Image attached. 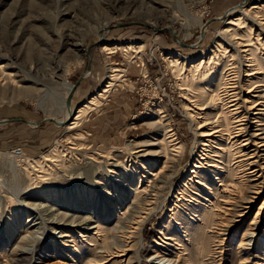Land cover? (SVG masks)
Segmentation results:
<instances>
[{"label": "rangeland", "instance_id": "1", "mask_svg": "<svg viewBox=\"0 0 264 264\" xmlns=\"http://www.w3.org/2000/svg\"><path fill=\"white\" fill-rule=\"evenodd\" d=\"M235 43L256 49L263 72L249 81L238 66L239 98L264 105V0H0V122L38 124L0 125V230L11 235L0 264H264V156L254 168L262 177L245 175L242 154L256 147L234 139L263 132L264 107L263 126L237 133L220 102ZM112 67L122 70L117 86L69 130ZM63 80L76 88L68 119ZM23 87L31 95L13 100ZM221 124L223 138L200 137ZM80 210L98 215L89 231L66 229L65 246L51 230L55 214Z\"/></svg>", "mask_w": 264, "mask_h": 264}, {"label": "bare ground", "instance_id": "2", "mask_svg": "<svg viewBox=\"0 0 264 264\" xmlns=\"http://www.w3.org/2000/svg\"><path fill=\"white\" fill-rule=\"evenodd\" d=\"M238 9H242V7H239ZM257 9H259V6L255 5V6H251V8H249V9L243 8L241 10V13L244 16L245 15L249 16V12L250 11L257 10ZM230 24L231 25H236L235 22H233V21L230 22ZM250 34H253L252 30H251ZM236 36H238V34H236ZM237 39H238V37H237ZM233 47H234L235 53L230 56V62H232V64L226 65V67H225V69L223 71V76L221 77V81H220L221 82L220 83V87H222V89H224V92H225L224 93L225 94V98L224 97L221 98L220 102H221L223 108L225 106H228V110H229L228 113L230 114V116L234 120L237 121L236 123H238L237 124L238 128H236V129H238L239 131H237V133H241V132L245 131V129H246V128L242 127V125H244L246 122H248V126H249V124L251 122H252V124L253 123L257 124V127L263 126L262 121L261 120H257L258 116H256V115H260V114H258L256 111H261L262 110L261 107H264V105H263V101H260V100L259 101L258 100L257 101H253L252 100L253 96L246 97L244 99L239 98L240 97L239 93L240 92L242 93L243 89L246 91V89H245L246 85H242V82L239 79H236V78H240V77H237V76H240V72L238 71V66L240 67V65H244L245 64L244 67H247V70L245 71V73H246V77H248L249 81L252 80V78H250V77H255L256 75L262 74L263 72L261 71L262 69L258 68V64L261 61L260 60L261 58L257 57L256 52H255V50H256L255 48H249V47H251L250 44H243V43H235V46L233 45ZM128 48L130 49V47H128ZM114 49H116V48H107V50L110 51V54L112 53V50H114ZM226 53H229V51L226 52ZM240 55H243L241 58L244 59V62L243 61L242 62L238 61L239 58H240ZM248 68H249V70H248ZM110 69L111 70H110V73H109V76H108V80L109 81L107 82V85L104 88V90L102 91V93H99L96 97H93L88 103L83 105L78 110L77 115H76V117L74 119V122H72L69 125V127H68L69 130L76 129L78 127V125L80 123H82V120L85 118L87 113L90 110H92L93 106L98 105L99 102H101L100 100L103 99V98L105 99L108 96V94H110L111 90L114 89L117 86V82H118V78L117 77H119V78L123 77L122 75H120L122 73V70L117 68V67H112ZM232 72H233V74H231ZM224 74L225 75L226 74H230L229 76H231V75H234V76L232 78L231 77H225ZM63 81H64V85L69 90H71V88H72L71 84H69V82L66 81V80H63ZM254 89H255V87H254ZM254 89L253 88L247 89L248 90L246 92L247 95H251V93H254L253 92ZM238 90H240L239 93H238ZM6 92H7V88H4L2 90V96H5ZM30 95H31V89L29 87H23V88H21L19 90H15L13 92L12 99L13 100L14 99H19V98L20 99H24V98H26V97H28ZM262 99H264V98H262ZM228 100H229V102H226ZM68 111H69L70 115L68 113L66 114L67 115V119L69 118V116L70 117L73 116L72 115L73 114V110L69 109V107H68ZM250 113H251L252 117L249 116ZM253 116H255V117H253ZM199 129H203V126H200ZM247 129H249V128H247ZM256 131H263V132H257L254 135L250 136L249 138H244L243 141H241L242 135L240 136V134L235 135L236 137L234 138V139H237L236 140V144L237 145L240 144L241 147L244 148V151L247 150L248 148H250L251 146L256 147L255 149H253V150H251V151H249V152H247L245 154H242V156H244L246 159L242 160L239 163V164H241L240 166H242V170H244L243 173L245 175H250V176H252L254 178L255 177H262V175L264 174L263 173L262 175L258 176V174L261 173V170H264V167L260 168L261 170L254 169L255 167L257 168L256 164L258 162V158L260 159V157L264 156V155L258 156L259 155L258 152H259L260 149H263V150H260V151L264 152V137H262L264 135V128L257 129ZM225 132H226L225 126L221 124L219 126V128H213V129H211L208 132H206V131L205 132H201L200 133V137H202V138H212V137H214V135L219 134L220 138H223V135H224ZM230 137H231V134H229V138ZM234 145L235 144H233L232 147L237 146V145H235V146ZM210 167H214V166H210ZM161 173H162V171H161ZM150 175L154 176L156 181L163 183V180H162L163 177L159 178L158 177L159 174L153 175L152 173H150ZM76 178H77L78 182L82 181V175H79ZM167 178H168V176H167ZM254 181H257V178ZM84 182H85V180H84ZM121 183H122V181L120 179H118V180L116 179V181H114V184L117 185V188H118V186ZM197 183H199V182H197ZM202 185L205 186L204 184H202ZM155 188H158V186L156 185ZM119 189H121V188H118L117 191H119ZM101 192H102V195L104 196V199H107L109 197V195H110L109 191H107L106 189L102 188ZM121 200H122V196L119 197V199H117V202L119 203V202H121ZM112 203H114V202H110L108 204V206H110ZM25 204H26V202H25ZM39 205H41V204H39ZM33 206H35L36 209H40V207H38L36 204L33 205ZM96 215H98V214H96ZM96 215L93 212L91 213V212H88V211H81L80 210V211L76 212L74 216L69 217L65 213L58 212V213L55 214V216L57 217V221L52 222L53 226H52L51 230L53 231V234L56 235V238L63 245L67 246L68 238L72 239V237L69 234H67L68 231L66 229H71V230H74V231H79V230L80 231H89L90 225L95 222ZM29 222H30V220H29ZM38 224L39 223H36V220H35L33 226L36 227ZM39 229H40V227H37V229H36L37 232H38ZM96 229H98V226H97ZM127 229H128L129 232L128 233H125V232L123 233L124 239L131 240L132 235H133V231H132L133 227L132 226H128ZM1 232H2V230H0V241H3V240H8L9 241V238L11 237L10 233L8 234L6 239L5 238L3 239L4 235H2L3 233H1ZM97 233H98V231L95 232L94 235H96ZM37 239L41 240L42 237H39V236L36 235L33 238V240H35V241ZM252 242H253L252 239L249 240V243H252ZM132 248H134V246H131V249ZM119 249H123V247H120ZM131 249H123V250H121L122 254H121L120 257H127L128 256V252ZM20 252L22 254H25V255L29 254L31 256H33V254H34L33 251L27 252L24 248H21ZM106 252L107 253H112V256H117V255H114V254H117V253H113V248H110V246L106 247ZM134 252H135V256H137V258L140 259V257H139V249H136ZM158 260L160 261V262H158L159 264L161 263V261H163V260H160V259H158ZM122 261H124V260H122ZM129 263H131V261H129Z\"/></svg>", "mask_w": 264, "mask_h": 264}, {"label": "crops", "instance_id": "3", "mask_svg": "<svg viewBox=\"0 0 264 264\" xmlns=\"http://www.w3.org/2000/svg\"><path fill=\"white\" fill-rule=\"evenodd\" d=\"M83 78V77H82ZM82 78H80L78 81H77V83H76V85H75V87L76 88H78L80 85H81V82H82ZM86 78H88V76H86ZM92 79V81L94 80V77H91ZM96 81H97V89H96V91H98L99 89H101V86H100V84L103 82V81H100L99 80V78H97L96 77ZM102 85V84H101ZM75 88V89H76ZM45 122H52V121H49L48 119L47 120H45ZM4 123H8V124H19V123H25V124H28V125H33V126H37L38 124H35L34 122H32V121H26V120H20V119H11V120H6V121H2V122H0V125H2V124H4ZM44 123L42 122V123H40V125H43ZM58 125V124H57Z\"/></svg>", "mask_w": 264, "mask_h": 264}, {"label": "water", "instance_id": "4", "mask_svg": "<svg viewBox=\"0 0 264 264\" xmlns=\"http://www.w3.org/2000/svg\"><path fill=\"white\" fill-rule=\"evenodd\" d=\"M75 91V87L73 86L72 91L69 94L68 100H67V106L69 107V109H71V101H72V97H73V93ZM73 115V114H72ZM49 121H54L53 119H48ZM58 125L63 126L65 125V123H58L57 121H55Z\"/></svg>", "mask_w": 264, "mask_h": 264}, {"label": "built area", "instance_id": "5", "mask_svg": "<svg viewBox=\"0 0 264 264\" xmlns=\"http://www.w3.org/2000/svg\"><path fill=\"white\" fill-rule=\"evenodd\" d=\"M17 155L20 156L22 154L21 150L16 151Z\"/></svg>", "mask_w": 264, "mask_h": 264}]
</instances>
